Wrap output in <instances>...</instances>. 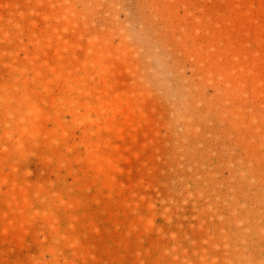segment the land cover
<instances>
[{
    "label": "rangeland",
    "instance_id": "374dc122",
    "mask_svg": "<svg viewBox=\"0 0 264 264\" xmlns=\"http://www.w3.org/2000/svg\"><path fill=\"white\" fill-rule=\"evenodd\" d=\"M0 264H264V0H0Z\"/></svg>",
    "mask_w": 264,
    "mask_h": 264
}]
</instances>
